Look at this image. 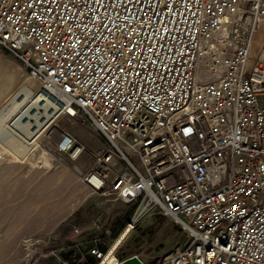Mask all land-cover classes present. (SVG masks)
Segmentation results:
<instances>
[{
	"label": "built area",
	"instance_id": "built-area-1",
	"mask_svg": "<svg viewBox=\"0 0 264 264\" xmlns=\"http://www.w3.org/2000/svg\"><path fill=\"white\" fill-rule=\"evenodd\" d=\"M1 48L108 142L84 179L133 212L97 264L155 211L188 236L156 264H264V0H0Z\"/></svg>",
	"mask_w": 264,
	"mask_h": 264
},
{
	"label": "rangeland",
	"instance_id": "rangeland-1",
	"mask_svg": "<svg viewBox=\"0 0 264 264\" xmlns=\"http://www.w3.org/2000/svg\"><path fill=\"white\" fill-rule=\"evenodd\" d=\"M27 86L36 95L40 82L17 56L1 48L0 111ZM50 124L22 158L10 148L22 151L26 142H14L0 129V264H83L94 257L91 248L99 239L104 249L112 245H107L110 236L131 211L132 206L93 190L84 179L95 152L108 146L87 117L62 114ZM63 131L86 146L77 158L57 149ZM187 239L172 216L155 211L120 242L115 254L120 260L138 255L146 264H156Z\"/></svg>",
	"mask_w": 264,
	"mask_h": 264
},
{
	"label": "bare ground",
	"instance_id": "bare-ground-1",
	"mask_svg": "<svg viewBox=\"0 0 264 264\" xmlns=\"http://www.w3.org/2000/svg\"><path fill=\"white\" fill-rule=\"evenodd\" d=\"M20 107L22 109L18 112ZM57 112L58 106L45 97L44 94L33 95L28 86L20 89L11 98L8 105L0 111L1 131L12 136V141L15 142L21 139L27 144L22 151L16 150L15 147L12 148L13 146L10 149L20 158L29 155L31 148L37 143L36 137L53 121ZM13 115V120L7 123ZM20 152L22 153L20 154ZM115 263L116 256L112 254L109 257V264Z\"/></svg>",
	"mask_w": 264,
	"mask_h": 264
},
{
	"label": "crops",
	"instance_id": "crops-1",
	"mask_svg": "<svg viewBox=\"0 0 264 264\" xmlns=\"http://www.w3.org/2000/svg\"><path fill=\"white\" fill-rule=\"evenodd\" d=\"M120 165L122 166V169H123V166L124 165L123 164H120ZM123 204H125V203H123ZM125 205H129V204H125ZM130 206H132V205H130ZM132 212H133V206L131 208V211L126 215V217L123 220H121V222L119 223V225L116 226V228L114 229V233H113L112 236H110V239H109L107 245H111V244H113L117 240V238H118L121 230L125 226L126 222L129 220V218L131 217Z\"/></svg>",
	"mask_w": 264,
	"mask_h": 264
},
{
	"label": "water",
	"instance_id": "water-1",
	"mask_svg": "<svg viewBox=\"0 0 264 264\" xmlns=\"http://www.w3.org/2000/svg\"><path fill=\"white\" fill-rule=\"evenodd\" d=\"M120 264H144V261L138 255H131L123 259Z\"/></svg>",
	"mask_w": 264,
	"mask_h": 264
},
{
	"label": "trees",
	"instance_id": "trees-1",
	"mask_svg": "<svg viewBox=\"0 0 264 264\" xmlns=\"http://www.w3.org/2000/svg\"><path fill=\"white\" fill-rule=\"evenodd\" d=\"M122 259L125 258V256L121 257ZM98 263V259H96L95 257L90 258L89 261L83 263V264H97Z\"/></svg>",
	"mask_w": 264,
	"mask_h": 264
}]
</instances>
